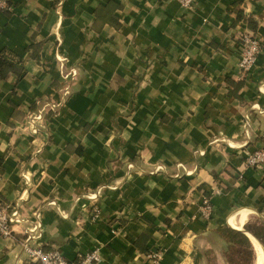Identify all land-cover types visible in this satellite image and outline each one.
<instances>
[{"label":"crops","instance_id":"crops-1","mask_svg":"<svg viewBox=\"0 0 264 264\" xmlns=\"http://www.w3.org/2000/svg\"><path fill=\"white\" fill-rule=\"evenodd\" d=\"M9 5L0 52L22 66L0 79V208L41 213L33 245L78 261L100 242L98 264H153L156 250L158 264H234L230 228L249 239L250 264H264V165L245 162L264 146V0ZM246 33L261 50L242 77ZM103 185L116 189L93 221L75 199ZM31 225L0 235V264H37L22 249Z\"/></svg>","mask_w":264,"mask_h":264},{"label":"built area","instance_id":"built-area-1","mask_svg":"<svg viewBox=\"0 0 264 264\" xmlns=\"http://www.w3.org/2000/svg\"><path fill=\"white\" fill-rule=\"evenodd\" d=\"M10 0H0V10L9 9ZM180 5L185 9H190L196 2V0H178ZM243 46L244 51L239 61L240 66V74L241 76H246L253 68L256 58L260 53L261 45L260 40L251 34H244L243 36ZM57 61L60 62L61 68H63V63L65 61L64 57L60 54L57 55ZM78 76V69L72 68L70 72L67 74V77L73 79ZM45 115V109H42L38 112V115L35 117V121L40 120ZM245 119L247 122L250 120V115H246ZM195 153L203 154V151H196ZM246 165L249 167L256 168L260 165H264V146L254 151L248 152L245 156ZM185 168V167H184ZM185 174L187 176H191L193 174L192 171H188L185 169ZM24 184L26 186L30 185V180L26 172L22 173ZM27 188V187H26ZM114 190L115 186L112 185H103L99 187L97 190L88 193L82 197H77L75 199V203L81 204L82 210L88 211L91 210V218L92 220H96L98 214L97 201L99 197L105 190ZM26 192H23V194ZM82 199L84 201H82ZM47 205H56L54 200H51L47 203ZM21 203L17 202L14 204H8L0 208V235L4 238L13 237L15 232V227L20 225L21 223H27L32 221V225L28 226L24 230L25 238L22 243V249L26 256L29 259L37 264H98L101 261V243L97 242V245L88 253H86L80 260L78 261H69L67 260L63 254L59 250L53 251H45L41 248V246L33 245L32 241L34 239L40 238L42 232V225L38 220L40 218L41 213L39 211H35L33 213L35 219L31 220L29 218L24 217L20 212ZM202 212L206 217H209L212 212L211 205L208 200L204 201V205L202 207ZM62 216L66 214L64 212L60 213ZM149 257L153 264H158L162 258V252L160 250H156L149 253Z\"/></svg>","mask_w":264,"mask_h":264},{"label":"trees","instance_id":"trees-1","mask_svg":"<svg viewBox=\"0 0 264 264\" xmlns=\"http://www.w3.org/2000/svg\"><path fill=\"white\" fill-rule=\"evenodd\" d=\"M243 41V36H242ZM22 61L20 59H15V56L9 52H0V79H4L9 72L15 71L17 75L21 72ZM264 144V136L262 138ZM222 236L230 243L232 261L234 264L236 261L240 264H250L253 258V252L251 249V244L249 239L245 234L239 231H235L230 228H225L222 230ZM255 235L263 242L264 236L262 234L255 232ZM236 256L238 259H236ZM242 262V263H241Z\"/></svg>","mask_w":264,"mask_h":264},{"label":"bare ground","instance_id":"bare-ground-1","mask_svg":"<svg viewBox=\"0 0 264 264\" xmlns=\"http://www.w3.org/2000/svg\"><path fill=\"white\" fill-rule=\"evenodd\" d=\"M255 246H256V249H257V253H258V260L260 261L261 260V253H262V251H261V248H260V245H258L257 243L255 244ZM263 256H264V254H263Z\"/></svg>","mask_w":264,"mask_h":264}]
</instances>
